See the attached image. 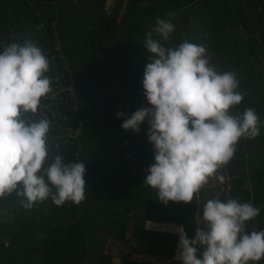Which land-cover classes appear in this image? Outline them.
<instances>
[{
    "label": "trees",
    "instance_id": "1",
    "mask_svg": "<svg viewBox=\"0 0 264 264\" xmlns=\"http://www.w3.org/2000/svg\"><path fill=\"white\" fill-rule=\"evenodd\" d=\"M119 9L106 13L105 0H0V51L11 42H32L48 52L49 61L54 57L52 71L56 69L59 76L52 86L63 83L76 94L74 101L68 92L62 95L65 103L58 109L66 121L43 111L51 122L47 163L62 154L66 163L84 162L86 168V198L79 205L68 201L57 206L48 199L25 208L24 197L17 196L22 184L0 198V264H116L107 245L121 241L128 226L136 244L119 264H183L175 258L178 231L158 225L182 226L189 239L195 238L196 228H206L205 221L200 224L204 191L189 203L164 204L155 189L143 184L155 163L149 125L143 122L136 132L123 129L122 123L151 105L140 83L127 90L129 80H125V87L115 85V92L111 87L112 80L120 83L127 78L120 68L123 58L133 67L129 76L141 79L143 60L148 63L150 54L141 44L158 17L175 25L172 48L185 40L202 45L218 72L238 74L244 99L229 110L231 114L246 108L257 111L258 103L264 104V0H130L117 22ZM73 103L76 111L70 109ZM121 111L125 115L118 117ZM40 112L25 116L38 120ZM78 115L83 124L80 132L67 134V122L73 130L79 128ZM241 159L236 149L228 165L236 177L228 192L230 199L248 202L251 192L240 188ZM263 160L251 167L262 179ZM197 247L199 258L204 247Z\"/></svg>",
    "mask_w": 264,
    "mask_h": 264
},
{
    "label": "clouds",
    "instance_id": "2",
    "mask_svg": "<svg viewBox=\"0 0 264 264\" xmlns=\"http://www.w3.org/2000/svg\"><path fill=\"white\" fill-rule=\"evenodd\" d=\"M174 29L170 20L158 17L145 34L143 47L150 54L142 84L151 107H141L122 123L123 129L138 132L147 121L155 163L143 184L155 189L164 204L192 202L233 158L239 140L258 136L261 125L253 108L235 115L229 111L244 99L235 71L218 72L202 45L185 40L172 48L161 42ZM49 71L48 57L32 42H11L0 51V198L22 184L17 196L24 197L25 208L48 199L57 206L79 205L86 198L85 163H66L62 154L47 163L51 122L46 115L38 120L25 116L36 114L53 91ZM260 212L259 206L239 199L207 200L202 213L206 228H196L195 238L189 239L179 227L175 258L183 264H258L264 259V230L249 232L247 222ZM197 246L204 247L199 258Z\"/></svg>",
    "mask_w": 264,
    "mask_h": 264
},
{
    "label": "rangeland",
    "instance_id": "3",
    "mask_svg": "<svg viewBox=\"0 0 264 264\" xmlns=\"http://www.w3.org/2000/svg\"><path fill=\"white\" fill-rule=\"evenodd\" d=\"M108 24H111L110 20ZM114 32L115 31H111L113 35H114ZM170 36L167 42L161 41L162 43H165L166 47H172V38ZM155 39H159V37L156 36ZM56 48L60 50L61 48L60 44H57ZM45 53H48V52H45ZM208 56L209 55L207 54V57ZM127 62H128V58H123L122 65L120 66V68L124 70L122 74L123 73L126 74L127 78H122V81L120 83L119 82L114 83L117 81V79L115 81L112 80L111 87H112L113 92H115V85L119 89L124 88L125 85L123 84V82L125 80H129L128 81L129 86L126 85L127 86L126 89L127 88L130 89L134 87L133 86L134 84L142 83L144 73L142 72L143 74L141 75V79H139V81H135L136 80L135 77L129 76L131 72L130 69H132L133 67L131 64ZM143 63L144 65L142 64L141 69L142 68L145 69V66L147 64L146 60H143ZM51 65H56L54 57L50 61V71L46 73V75L50 76L53 81H57L59 75H57L58 73H56V69L52 71L53 66L51 67ZM138 67L140 66L138 65ZM52 88H53V91L46 98H43L41 100L40 115L43 114V111L48 109L55 117L62 119L63 121H66V117L64 115H61L58 107L61 104V102L65 103V100L62 98L63 93L68 92L69 97L73 101L76 99L74 88L72 86H67L63 83L57 84V82L52 86ZM49 99H52V101L54 102H51L49 104H46V103L42 104V101H48ZM54 104H56V106H54ZM259 104L263 106L264 104H262L261 102L258 103V109L256 111L261 121L260 134L256 136L255 138H243L242 137L241 138L242 141L240 145L236 146L237 147L236 149L239 151V153L242 154V159H241L242 163H240L238 167L239 173L242 174L241 177H242V182H243L240 188L248 189L252 194V198H250L248 202L252 203L254 206H259L261 208L260 214L254 220L247 222V230L249 232L264 230V179H262V177L257 176V174H255L251 169V167H255V165L258 164V161H257L258 159H261V160L264 159L263 157L264 155V109H262V107ZM70 109L71 111H76L77 109L76 104L73 103ZM77 119L79 121V128L76 130H73L71 128L70 122L66 123L67 124L66 125L67 134L77 135L80 132V128L83 125L80 115H78ZM57 127L61 129L59 124ZM236 164L238 163L236 162L235 165ZM228 165H229V162L226 165H223L222 167H220L217 170V172L212 177L209 178L208 183L205 184L203 188H201L204 191V194L201 197L202 199L200 201V205L202 208L201 210H203L204 203L209 199L218 198L223 202L227 201L226 200L227 198L228 200L230 199L228 190L230 189L231 180L234 179L236 176L230 174L231 170ZM258 188H261V189L257 190ZM261 220L263 221L262 223H261ZM200 221H201L200 224L204 222L202 218ZM127 240L128 239H126L124 235L123 239L119 242H116V241L108 242L107 251L111 252V255L114 257L115 259L114 261L116 264H119L120 259L126 256L127 253H129V251L134 247V244L131 242V240L129 241ZM258 264H261V261H259Z\"/></svg>",
    "mask_w": 264,
    "mask_h": 264
},
{
    "label": "crops",
    "instance_id": "4",
    "mask_svg": "<svg viewBox=\"0 0 264 264\" xmlns=\"http://www.w3.org/2000/svg\"><path fill=\"white\" fill-rule=\"evenodd\" d=\"M129 2H130V0H105V11H106V13L110 14L111 12H113L114 7H116V6L120 7V9L116 15L117 22H120L122 17H123V14L125 12L126 6ZM148 4H149V1L148 2H140V6L148 5ZM144 43H145V41H142V44H141L142 47H143ZM140 84H142V83H140ZM142 85H141V87H142ZM158 226H160L161 228H164V229H169V230H174V231H177V229L179 228V226H177L173 223H166V224L162 223V224H159ZM124 235H125L126 239H128L127 241L131 240V242L134 245L136 244L135 241L130 238V226H128L126 228V232ZM132 249L129 251V253L132 251ZM179 251H180V249L178 248L177 254H179ZM129 253H127L126 256H128Z\"/></svg>",
    "mask_w": 264,
    "mask_h": 264
}]
</instances>
